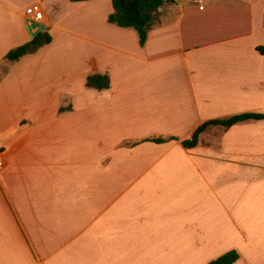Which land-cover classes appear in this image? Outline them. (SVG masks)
I'll return each instance as SVG.
<instances>
[{
	"label": "crops",
	"instance_id": "0c3cea01",
	"mask_svg": "<svg viewBox=\"0 0 264 264\" xmlns=\"http://www.w3.org/2000/svg\"><path fill=\"white\" fill-rule=\"evenodd\" d=\"M112 11L0 0V264H264V118L183 144L264 115V0H174L143 47Z\"/></svg>",
	"mask_w": 264,
	"mask_h": 264
},
{
	"label": "trees",
	"instance_id": "16d2710c",
	"mask_svg": "<svg viewBox=\"0 0 264 264\" xmlns=\"http://www.w3.org/2000/svg\"><path fill=\"white\" fill-rule=\"evenodd\" d=\"M173 1L174 0H112L113 11L109 15V22L122 28L135 30L138 33L140 44L143 47L147 41L148 34L157 11L160 7ZM51 41L52 36L48 31H40L29 43L11 50L6 55V59L10 61H18L28 54L37 52ZM257 50L264 54V46H258ZM86 86L97 90H106L111 87V78L109 74H91L87 78ZM263 118L264 115L262 114L244 113L233 115L225 119L211 120L196 129L192 138L184 140L183 144L188 148L198 145L202 132H204L209 125H221L226 128H230L237 123L244 122L249 119ZM153 141L161 143L164 142V139L154 138ZM238 258V252L232 251L211 261L210 264H233L238 260Z\"/></svg>",
	"mask_w": 264,
	"mask_h": 264
},
{
	"label": "built area",
	"instance_id": "2783aa9c",
	"mask_svg": "<svg viewBox=\"0 0 264 264\" xmlns=\"http://www.w3.org/2000/svg\"><path fill=\"white\" fill-rule=\"evenodd\" d=\"M26 15L31 23H42L45 20V12L41 4L34 3L26 10Z\"/></svg>",
	"mask_w": 264,
	"mask_h": 264
},
{
	"label": "rangeland",
	"instance_id": "374dc122",
	"mask_svg": "<svg viewBox=\"0 0 264 264\" xmlns=\"http://www.w3.org/2000/svg\"><path fill=\"white\" fill-rule=\"evenodd\" d=\"M37 27V25L35 24V25H33L32 27H31V30L33 29V28H36ZM40 31H41V29H40ZM40 50V49H39ZM38 50V51H39ZM37 51V52H38ZM220 133H221V130H218V129H213V130H211V137H212V140H213V143L214 144H216V145H218V142H219V139H220ZM212 134H213V136H212Z\"/></svg>",
	"mask_w": 264,
	"mask_h": 264
},
{
	"label": "water",
	"instance_id": "95a60500",
	"mask_svg": "<svg viewBox=\"0 0 264 264\" xmlns=\"http://www.w3.org/2000/svg\"><path fill=\"white\" fill-rule=\"evenodd\" d=\"M41 29H42V31H43V30L45 29V26H42V28H41Z\"/></svg>",
	"mask_w": 264,
	"mask_h": 264
}]
</instances>
